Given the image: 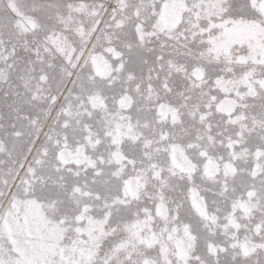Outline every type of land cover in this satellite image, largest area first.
<instances>
[{
  "label": "snow or ice",
  "instance_id": "6c2138e0",
  "mask_svg": "<svg viewBox=\"0 0 264 264\" xmlns=\"http://www.w3.org/2000/svg\"><path fill=\"white\" fill-rule=\"evenodd\" d=\"M0 264H264V0H0Z\"/></svg>",
  "mask_w": 264,
  "mask_h": 264
}]
</instances>
